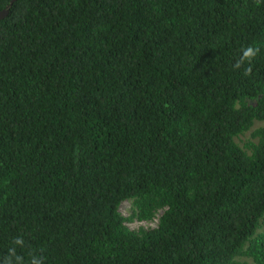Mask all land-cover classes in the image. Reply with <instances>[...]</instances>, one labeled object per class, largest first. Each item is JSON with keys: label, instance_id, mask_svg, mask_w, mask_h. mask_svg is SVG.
<instances>
[{"label": "trees", "instance_id": "1", "mask_svg": "<svg viewBox=\"0 0 264 264\" xmlns=\"http://www.w3.org/2000/svg\"><path fill=\"white\" fill-rule=\"evenodd\" d=\"M263 121L264 0H16L0 264H264Z\"/></svg>", "mask_w": 264, "mask_h": 264}, {"label": "rangeland", "instance_id": "2", "mask_svg": "<svg viewBox=\"0 0 264 264\" xmlns=\"http://www.w3.org/2000/svg\"><path fill=\"white\" fill-rule=\"evenodd\" d=\"M264 126V121L263 122H257L255 124V126L253 127V129H257ZM250 130L249 132H247L246 134L240 136L237 138V141L240 145H242L243 147H245V145L250 142L251 139H253L252 137V132L253 131ZM120 211L121 213L127 217L129 219V217H131L134 213L133 211V205L131 201H125L124 203H122L121 207H120ZM163 210L160 209V211L155 215V217L153 219L150 220H146V219H140L139 217H135L133 219H129L126 221V225L133 231H138L141 228L144 229H151V228H155L156 226H158V218L162 215ZM249 259V258H248ZM249 262H251V259L248 260Z\"/></svg>", "mask_w": 264, "mask_h": 264}, {"label": "water", "instance_id": "3", "mask_svg": "<svg viewBox=\"0 0 264 264\" xmlns=\"http://www.w3.org/2000/svg\"><path fill=\"white\" fill-rule=\"evenodd\" d=\"M15 1H16V0H12V1L10 2V4H9L5 9H3V10L0 12V19H3L4 17H6V16L9 14L10 9H11V7H12V5L14 4Z\"/></svg>", "mask_w": 264, "mask_h": 264}]
</instances>
